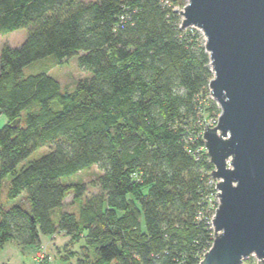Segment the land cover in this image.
I'll list each match as a JSON object with an SVG mask.
<instances>
[{"label":"trees","instance_id":"1","mask_svg":"<svg viewBox=\"0 0 264 264\" xmlns=\"http://www.w3.org/2000/svg\"><path fill=\"white\" fill-rule=\"evenodd\" d=\"M186 5L0 0V33L28 31L19 48L0 53V116L8 119L0 130V251L9 243L38 251L43 237L64 233L65 260L84 241L78 264H201L214 241V167L203 132L221 109L210 95L203 34L181 28L177 8ZM79 52L90 77L72 91L47 73L23 76L34 62L63 64ZM43 147L50 151L29 160ZM95 166L98 194L63 182ZM70 194L78 212L55 221Z\"/></svg>","mask_w":264,"mask_h":264},{"label":"water","instance_id":"2","mask_svg":"<svg viewBox=\"0 0 264 264\" xmlns=\"http://www.w3.org/2000/svg\"><path fill=\"white\" fill-rule=\"evenodd\" d=\"M180 16L182 29L205 38L210 95L221 109L203 132L219 207L201 264L264 263V0H187Z\"/></svg>","mask_w":264,"mask_h":264},{"label":"rangeland","instance_id":"3","mask_svg":"<svg viewBox=\"0 0 264 264\" xmlns=\"http://www.w3.org/2000/svg\"><path fill=\"white\" fill-rule=\"evenodd\" d=\"M80 1L84 3H90L99 0H80ZM27 34H28L27 29H20L18 31L7 34L0 33V53L5 45L10 46L11 48H19L26 40ZM83 54H84L83 52H79L76 56L67 60L63 64H58L54 57H48L46 59L34 62L23 70V76L28 77L40 73H47L48 75L52 76L60 83L63 91H72L76 87L79 81L90 77L89 73L84 72L79 67L78 58ZM7 124H8V119L6 118V116L1 115L0 130ZM48 151H50L49 147H43L39 151L35 152L30 157L29 160L37 159L41 157L43 153H46ZM100 173L101 172L99 168L95 166L89 170L83 171L70 178L64 179L63 182L64 183H71L78 181L83 182L87 186V193L85 197H91L99 193V188L97 186H94L93 182L97 180V177ZM8 189H9V181H7V183H5V185L3 186V190H2L3 200H5ZM73 197L74 195L70 194L65 200L64 206L62 208L56 209L53 212V219L55 221H57L60 215L64 212H70V213L78 212L79 203H72ZM20 202L25 204L24 199H21ZM18 203L19 200L11 201L10 206H13ZM53 241H54L53 239H49L48 241H46L47 243L44 244L43 248L41 246V249L35 253L33 262L30 256L27 254L28 253L27 251H29L31 248H24V250H26L27 252L26 253L22 248L19 247L21 249V252L25 255L24 264H35V260L38 254L40 253L45 257L43 264H78L79 255L81 253V247L84 246V241H81L75 244L73 247H70L71 252L77 253L79 255H77L76 257L74 256L70 257V259L68 260L63 259V255L65 254L64 253L65 249L63 248L64 246L55 249V246L53 245ZM11 245L15 246L13 243H11ZM66 253L68 254V252ZM244 263L258 264L257 261L255 260V257H250L249 259L245 260L243 264ZM112 264H115V262H113Z\"/></svg>","mask_w":264,"mask_h":264},{"label":"crops","instance_id":"4","mask_svg":"<svg viewBox=\"0 0 264 264\" xmlns=\"http://www.w3.org/2000/svg\"><path fill=\"white\" fill-rule=\"evenodd\" d=\"M49 239L54 240L53 245L55 246V249L61 246H64L63 248H65V246L70 242V237H68L64 233H61V234L55 235L52 238L43 237L42 238V248L44 244L47 243L46 241H48ZM24 251L26 252V250ZM27 252L26 253L30 256L33 262L34 256L37 250L31 248ZM24 260H25V255L21 252V249L16 245L12 246L11 243L6 244L3 247V249L0 251V264H24Z\"/></svg>","mask_w":264,"mask_h":264},{"label":"built area","instance_id":"5","mask_svg":"<svg viewBox=\"0 0 264 264\" xmlns=\"http://www.w3.org/2000/svg\"><path fill=\"white\" fill-rule=\"evenodd\" d=\"M183 9L177 8V10H179V11H182ZM218 119H219V117L217 119H215V120L210 121L207 126L215 127L217 125V123H218ZM209 183L213 186V189H214V191L208 197V203H209V208H210V212H211V222L210 223H211V226H212L213 219H214L216 211H217V209L219 207V196H218L219 195V190L217 189V185H218L219 181L213 179L212 176H211V181ZM212 228H213V226H212ZM44 260H45L44 255H42L40 253V254H38V256H37V258L35 260V264H43ZM256 261L258 263H262V262H260L257 259H256Z\"/></svg>","mask_w":264,"mask_h":264}]
</instances>
